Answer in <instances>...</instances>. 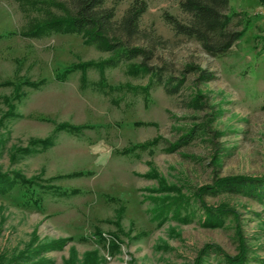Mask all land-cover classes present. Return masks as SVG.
<instances>
[{
  "label": "rangeland",
  "instance_id": "rangeland-1",
  "mask_svg": "<svg viewBox=\"0 0 264 264\" xmlns=\"http://www.w3.org/2000/svg\"><path fill=\"white\" fill-rule=\"evenodd\" d=\"M147 1L149 8L141 19L147 37L137 44L150 45L149 38L154 37L156 52L151 63L175 76L181 75L186 64L196 63L215 71L216 79L197 83L196 75L190 74L178 94L170 95L158 85L145 94L141 88L148 77L131 75L123 63L106 70L110 84L124 85L109 94L98 89L96 69L89 70L85 88L80 71L58 80L64 67L100 60L109 53L86 45L80 34L23 36L27 15L16 0H0V83L45 80L39 88L23 85L21 100L14 97L16 86L0 85V120L10 107L6 97L17 106L16 114L5 118L4 125L0 123V170L19 171L29 178L41 176L42 184L59 188L35 185L31 192L16 185L0 193V262L67 264L76 252L79 264L87 251L98 250L103 264H194L207 244L238 254L241 229L251 264H264V203L259 200L205 195L208 205L225 203L238 212V218L231 216L225 225L212 228L202 224L200 208L189 221L171 218L158 225L152 218L154 202L148 199L166 194L160 189L162 184L194 197L198 188L217 177L264 174V1L230 0L227 12L242 13L233 27H246V33L221 57L209 55L199 42L176 34L165 21V12L189 18L180 0ZM117 2L120 18L131 0L108 4ZM196 91L203 94V109L188 105ZM65 121L93 127L78 135L55 132V123ZM203 121L211 122L210 131L179 151L169 152L161 144L153 153H119L156 136L175 141L194 122ZM144 122L154 125H140ZM50 135L56 138L50 149L13 156L17 147L28 146L32 138ZM79 170L91 173L47 181ZM177 194L170 192L171 197ZM98 230L106 238L119 236L118 253L110 252ZM61 238L67 239L62 248L13 262L23 251ZM206 260L208 264L219 261L215 254Z\"/></svg>",
  "mask_w": 264,
  "mask_h": 264
},
{
  "label": "trees",
  "instance_id": "trees-1",
  "mask_svg": "<svg viewBox=\"0 0 264 264\" xmlns=\"http://www.w3.org/2000/svg\"><path fill=\"white\" fill-rule=\"evenodd\" d=\"M16 1L28 17V22L21 31L23 36L42 38L53 33L80 34L83 36L86 45L94 46L102 52L109 53V56L100 60L78 61L64 67L57 75L58 80L65 81L70 74L80 71L81 87L85 88L89 83V70L96 69L100 73V78L96 82L98 89L105 94H109L115 90H121L124 85L110 84L107 81L106 70L127 63V71L131 75L148 77L146 85L141 88L145 94H148L154 86L158 85L164 86L168 94L174 95L182 90L187 81V76L190 74L196 75L197 83H207L217 78L215 71L201 67L196 63L186 64L180 76L169 74V70L164 66H156L151 63L156 52L154 37L149 38L150 45L137 44L139 39L147 37V34L141 28V19L149 8L147 0H131L120 18L117 17L118 2L114 5L108 4L112 0ZM229 4L230 0H180L181 9L189 15V18L181 19L176 15L165 12L164 19L176 34L199 42L209 55L221 57L228 54L237 41L246 33V27L241 29L233 27L234 19L241 16L242 13H228ZM44 82V79L39 81L25 79L16 84L14 81L7 80L0 83V85L16 86L14 97L21 100L24 94L21 90L23 85L39 88ZM203 98V94L196 91L188 105L203 109L206 105ZM6 100L10 107L0 120L2 125H4L5 118L16 114L17 108L12 98L8 96ZM209 123L211 122H194L175 141H168L162 136H156L144 142L132 143L119 150V153L137 155L148 150L153 153L155 147L161 144H166L165 150L176 152L208 133L210 131ZM143 124L154 125V122L140 123V125ZM92 127L91 124H73L65 121L55 123V132L67 131L78 135L85 129ZM1 143L2 138L0 137ZM55 144L56 138L54 135L45 138H32L28 146L17 147L13 156H26L34 152L45 151ZM90 173L89 171L79 170L52 177L47 181L50 182L57 178L84 176ZM153 173L148 175L158 178L157 174ZM41 181H45L41 176L29 178L19 171L2 172L0 170V193H7L16 185H22L31 192L34 190L35 185L46 190L59 189L54 184H42ZM160 182L163 183L162 180ZM160 189L166 193L164 196L160 198L159 196H149L148 198L154 202L155 207L152 210V218L158 221V225H163L171 218L189 221L197 215V209L200 208L202 210L200 219L204 226L221 227L225 225L227 219L231 216L238 218V212L225 203L218 206L208 205L203 197L205 195L216 196L220 194L243 195L264 203V174L261 176L227 175L217 177L212 184L198 188L194 197L186 196L182 190L165 184H162ZM170 192H177L178 194L171 197ZM63 193L67 194L68 192L63 191ZM98 234L111 253L116 254L120 251L119 236L117 234H111V238H106L100 230H98ZM238 237L240 241L238 254L231 255L219 245L207 244L200 251L194 264H208L206 259L212 254L217 255L218 264H251L250 249L241 233V229H238ZM66 242L67 239L65 238L54 239L46 244L39 245L37 248H29L15 257L13 262L19 259L26 260L32 253L60 249ZM104 260L98 250H91L85 253L84 260L80 261L79 264H103ZM77 262V253L73 252L67 264H77ZM0 264L7 263L0 262Z\"/></svg>",
  "mask_w": 264,
  "mask_h": 264
}]
</instances>
